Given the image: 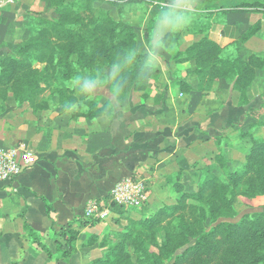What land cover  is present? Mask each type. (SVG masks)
Wrapping results in <instances>:
<instances>
[{"label":"crops","instance_id":"0c3cea01","mask_svg":"<svg viewBox=\"0 0 264 264\" xmlns=\"http://www.w3.org/2000/svg\"><path fill=\"white\" fill-rule=\"evenodd\" d=\"M40 5V0H21L0 13V62L29 37L21 27L37 17ZM139 12L116 11L117 21L135 28ZM143 13L140 34L135 28L137 47L144 32L146 41L138 48L157 71L146 100L141 93L116 100L105 86L100 103H109L112 111L87 121L73 118L76 107L66 113L34 111L28 103L17 105L10 94L0 98V149L22 147L36 158L17 178L0 183V264H57L58 248L65 246L60 233L68 225L77 231L76 252L68 263L58 264H92L103 257V246L117 242L114 235L129 220L174 205L178 191H196L209 170L220 177L214 154L223 148L220 137L235 132L239 121L264 120V84L257 76L245 106H238L237 92L225 81H216L211 92H198L194 62L176 64L173 57L200 35L183 34L178 44L164 45L161 40L174 26L153 16L151 8ZM214 16L207 33L211 42L224 50L238 48L243 59L264 53L261 8L238 7ZM179 81L192 90L182 93ZM257 83L263 88L252 95ZM84 85L82 97H92ZM97 85L91 84L94 95ZM127 177L143 179L148 187V201L140 210L110 209L104 221L84 217L88 203L108 204L115 184ZM29 231L50 256L32 242Z\"/></svg>","mask_w":264,"mask_h":264},{"label":"trees","instance_id":"16d2710c","mask_svg":"<svg viewBox=\"0 0 264 264\" xmlns=\"http://www.w3.org/2000/svg\"><path fill=\"white\" fill-rule=\"evenodd\" d=\"M216 1L115 0L110 6L122 15L133 10L146 12L156 2L190 4L194 9L208 10L210 3ZM97 2L101 1L48 0L50 15L32 18L40 25L32 26L29 37L18 42L0 62V98L4 100L10 94L17 105L28 103L34 111L58 108L60 113H66L76 107L73 118L87 121L108 116L110 109L109 103L99 106V99L82 97L79 83L84 80L87 87L95 78L107 82L116 100H127L133 93H141L146 100L149 83L157 79L150 56L138 49L135 28L96 8ZM247 6L264 11V0ZM234 10L237 9L233 7L231 11ZM161 11L169 18L174 10ZM210 27L211 21L205 23L197 17L195 28L170 32L161 43L178 44L183 34L200 35L197 42L176 53L173 60L176 64L194 62L198 92H211L216 81H225L230 91L239 94L238 106H245L255 71H264V53L243 59L238 48L234 49L235 54L224 50L208 39ZM46 76L55 85L50 97L44 96L42 79ZM178 86L182 93L192 90L184 81H179ZM251 142L242 174L231 172L219 152L215 162L223 178L209 170L196 191L178 192L174 205L130 220L124 230L114 235L117 242L103 246V257L92 264H264V211L235 221L236 198L264 197V139L254 137ZM29 236L50 256L31 231ZM60 236L65 246L58 248L57 264L68 263L76 252L77 231L68 225Z\"/></svg>","mask_w":264,"mask_h":264},{"label":"rangeland","instance_id":"374dc122","mask_svg":"<svg viewBox=\"0 0 264 264\" xmlns=\"http://www.w3.org/2000/svg\"><path fill=\"white\" fill-rule=\"evenodd\" d=\"M40 1L43 5H40V7H36L35 13H37L38 15H45V17L49 16L50 11L48 9L49 8L48 0H40ZM100 1L101 2L95 3V7L108 11L110 16L113 19L117 20L118 16H117L116 11L113 7L110 6L111 4L114 3L115 0H100ZM175 1H177V0H175ZM258 1H260V0H218L216 2L210 3L208 10L194 9L190 4H184V7L179 8L178 6H172L169 4L156 2L155 4L152 5L151 9L154 10L153 16H155V17L159 16L160 18H162V20L176 21L177 17H179L177 23L173 27L176 31L178 29L179 30L180 29L185 30L184 28H189V29L195 28L197 17H198V19H202L205 23H209L211 21V19L215 17L214 15H218L219 13H225L226 11H229V9L231 10L233 7L238 9V7H245L247 5L253 4V2H258ZM175 3H177V2H175ZM17 4H15V5H17ZM15 5H12V6H15ZM177 5H181V4H177ZM157 9H161V10L172 9V10H174L172 12L173 14H171V16L174 15L175 19H171L170 18L171 16L168 18V15L167 16L163 15V11L157 10ZM139 13L140 14L138 16L134 17V19L137 21L135 28L137 29V31L140 34L141 28L139 26H140V23H142L144 21L145 16H144V13L142 11H140ZM52 16H54V15H52ZM34 18L37 19V17H34ZM35 19H32L28 23H25L23 25L24 27L23 28L21 27V30L24 29V30L29 32L30 28H32V26L36 25ZM38 19H39V17H38ZM39 25L40 24H37L36 27H38ZM142 34H143V41L140 39L141 36L139 35L138 47H141L142 43H144L146 41V37L144 35V32ZM230 52L235 54L234 50H231ZM238 54H239V52H238ZM104 72L106 74H110V71L106 70ZM254 74H255V78L257 76L258 82H261L262 84H264V71L258 69L255 71ZM42 80H43L42 81L43 88H46V92H45L44 96L45 97L52 96L53 88L55 85L51 81V78H48L46 76V78H43ZM85 82L86 81L84 80V81L80 82L79 84L83 85V84H85ZM93 83H97L98 84L97 88L99 89V90L94 91L95 95L93 94L94 88H92V86L91 87H87L86 85H84V86L90 90V92H91L90 94H92L93 98L99 99L101 102L100 97L104 93V92H102V90H104L105 86H107V82H102L101 79L95 78V80H93ZM262 88L263 87L261 86L260 83L255 84V88L253 89L251 94L252 95L255 93L258 94L259 90H261ZM238 96H239V94H238ZM246 97H247V95H246ZM243 100H245V98L241 99V102H243ZM99 106H102V104L100 103ZM111 111L112 110L110 109V112ZM234 129H235V132H233L232 134H228V135L224 134L223 135L224 137L223 136L220 137V138L224 139L223 140L224 142L222 144L223 148L220 149L222 151H220L218 149H217L218 151H216V149H215L214 154H216V156H217L219 152H222L223 153L222 155L224 156V159L227 162V167L229 168V170L232 172L235 171L234 173L242 174L244 171V168L246 166L245 157L248 154V150L252 145L251 138H254L256 136V137H260L261 139H264V120L260 121V120H257L255 118H250L249 120H246V121H239L237 123V126H235ZM236 131H237V133H236ZM208 156H209V154H208ZM229 164H230V167L228 166ZM219 175L222 178L224 177L222 170L219 172ZM188 187L190 188V186H188ZM178 192H182L181 189ZM185 192H190V191H185ZM175 203H176V201H175ZM96 207L99 210H107V211H110V209H112V210L113 209L114 210H116V209L140 210L142 208L141 207L139 209H132V208L117 207L113 203H111L110 200L108 201V204L96 202ZM235 207H236V210L238 212V217L236 218L235 221L238 222L242 216L263 212L264 211V197H256L253 199L238 197L235 200ZM142 218H144V217H140L139 219H142ZM89 220H93V219H89ZM131 220H135V219H131ZM95 221H98V220H95ZM129 221H128V223H129Z\"/></svg>","mask_w":264,"mask_h":264},{"label":"built area","instance_id":"2783aa9c","mask_svg":"<svg viewBox=\"0 0 264 264\" xmlns=\"http://www.w3.org/2000/svg\"><path fill=\"white\" fill-rule=\"evenodd\" d=\"M21 0H0V12ZM36 162L34 154L22 147L0 149V183L17 178L21 172ZM109 200L117 207L139 209L148 201V187L145 180L134 177L121 179L110 192ZM107 210H99L95 202L84 208V217L104 221Z\"/></svg>","mask_w":264,"mask_h":264},{"label":"clouds","instance_id":"9594fccd","mask_svg":"<svg viewBox=\"0 0 264 264\" xmlns=\"http://www.w3.org/2000/svg\"><path fill=\"white\" fill-rule=\"evenodd\" d=\"M178 7L182 8V7H184V5L181 4V5H178ZM178 19H179V17H177L176 21L169 20V23L172 24L173 26H175V24L177 23Z\"/></svg>","mask_w":264,"mask_h":264}]
</instances>
